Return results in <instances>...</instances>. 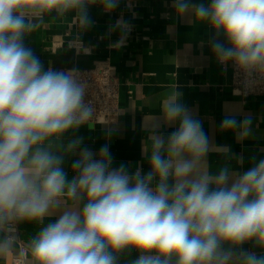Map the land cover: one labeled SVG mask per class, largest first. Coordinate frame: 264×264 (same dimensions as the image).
Wrapping results in <instances>:
<instances>
[{"label": "clouds", "instance_id": "clouds-1", "mask_svg": "<svg viewBox=\"0 0 264 264\" xmlns=\"http://www.w3.org/2000/svg\"><path fill=\"white\" fill-rule=\"evenodd\" d=\"M121 2L0 0V258L14 254L16 226L30 222L43 226L14 254L30 256L27 264H264V159L236 172L231 149L211 144L175 84L142 142L149 171L114 166L107 144L94 153L76 135L96 119L87 82L75 69H45L25 45L53 20L72 33L70 48L90 54L80 39L94 25L89 9L111 14ZM135 3L126 0L129 9ZM171 8L176 19L207 25L219 64L264 79V0H172ZM131 30L117 19L110 46L123 47ZM252 122L226 115L220 129L244 140ZM164 125L175 130L164 135ZM210 152L224 157L214 172Z\"/></svg>", "mask_w": 264, "mask_h": 264}, {"label": "crops", "instance_id": "crops-1", "mask_svg": "<svg viewBox=\"0 0 264 264\" xmlns=\"http://www.w3.org/2000/svg\"><path fill=\"white\" fill-rule=\"evenodd\" d=\"M171 3L172 0H136L134 7L129 9L126 0H122L111 14L92 6L89 14L94 25L80 37L84 46L91 48L90 54H78L74 48L68 47L72 33L66 24L53 20H47L44 26L26 38L25 45L32 48L45 69L89 68L107 57L116 66L121 81L122 115L116 123L89 124L76 133L83 138V146L94 153L107 144L114 166L123 162L133 171L138 165L145 173L149 171L147 160L141 154L142 142L148 135L147 126L160 116L162 97L171 86L178 84L182 102L193 117L202 122L211 144L230 148L234 170L243 173L253 166V157L256 161L264 159V96L242 98L232 95L230 64L224 68L212 54L208 45L211 30L207 25H192L184 19H176ZM164 13H168L169 18H164ZM121 17L132 25V30L125 45L115 49L110 45L119 34L109 35V28ZM226 115L235 116L237 121L250 115L253 118L251 135L240 140L233 131H221L220 124ZM108 128L113 129L110 137L106 131ZM174 130V125H164L159 131L167 135ZM241 157L243 162L239 164L237 160ZM74 159L75 156L65 160L64 168L69 176L72 175ZM207 161L214 172L224 163V157L210 152ZM58 215L59 212L46 218L45 225L55 222ZM42 226L20 223L16 226V239L26 246ZM15 246L14 254L18 252L17 243ZM244 248L259 251L251 244H245ZM14 254L6 259L0 258V264H13Z\"/></svg>", "mask_w": 264, "mask_h": 264}, {"label": "built area", "instance_id": "built-area-1", "mask_svg": "<svg viewBox=\"0 0 264 264\" xmlns=\"http://www.w3.org/2000/svg\"><path fill=\"white\" fill-rule=\"evenodd\" d=\"M229 64V83L232 95L242 98L264 96V79L256 77L246 78L232 63ZM223 67L225 68L226 66L223 65ZM72 69H75L83 80L87 82L85 101L91 102L97 111L96 119L90 124L110 125L116 123L122 115L120 105L121 81L116 73V66L111 63L110 58L107 57L97 61L94 66L89 68L75 66L66 71ZM16 243L18 247L16 254H18L19 250L25 248V244L19 239L16 240ZM27 259L28 257L24 260H19L14 255L12 261L13 264H25Z\"/></svg>", "mask_w": 264, "mask_h": 264}]
</instances>
